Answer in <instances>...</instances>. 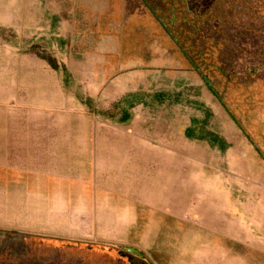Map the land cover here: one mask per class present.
<instances>
[{
    "label": "rangeland",
    "instance_id": "1",
    "mask_svg": "<svg viewBox=\"0 0 264 264\" xmlns=\"http://www.w3.org/2000/svg\"><path fill=\"white\" fill-rule=\"evenodd\" d=\"M212 2L208 15L218 23L208 38L188 43L227 109L256 143L261 157H250L245 165L260 171L264 0ZM54 15L63 19L60 31L70 40L79 33L95 40L87 28L100 15L102 24H121L129 41H145L146 49L150 41L159 42L162 60L177 52L142 0H0V161L20 168L0 174V210L9 219L0 231V264H119L108 259V249L117 258L126 247L142 246L141 220L162 208L152 203L174 193L184 197L185 191L155 188L158 175L127 173L135 167L121 165L103 149L108 122L90 113L74 89L92 90L99 82L106 88L108 79L96 76L101 69L95 59L70 57L78 77L66 80L45 58L57 59L40 38L47 33L44 20ZM28 166L32 173L24 172Z\"/></svg>",
    "mask_w": 264,
    "mask_h": 264
},
{
    "label": "crops",
    "instance_id": "2",
    "mask_svg": "<svg viewBox=\"0 0 264 264\" xmlns=\"http://www.w3.org/2000/svg\"><path fill=\"white\" fill-rule=\"evenodd\" d=\"M62 20L45 19L40 38L56 52L64 79L78 77L70 57L95 59L96 76L108 79L106 88L99 82L92 90L74 89L90 113L108 122L103 149L135 167L127 173L158 175L155 188L185 191L152 203L162 208L141 220L144 241L131 252L142 264H264V166L245 165L261 153L210 82L174 41L167 42L175 56L162 60L159 42L146 49L145 41H129L121 24H102L103 16L88 26L96 34L88 41L84 33L70 40L60 31ZM9 172L20 168L0 161V174ZM178 172L189 177L181 180ZM1 212L0 231L9 223Z\"/></svg>",
    "mask_w": 264,
    "mask_h": 264
},
{
    "label": "trees",
    "instance_id": "3",
    "mask_svg": "<svg viewBox=\"0 0 264 264\" xmlns=\"http://www.w3.org/2000/svg\"><path fill=\"white\" fill-rule=\"evenodd\" d=\"M147 8L150 9L156 20L160 23L165 32L170 36L171 40L175 42L179 50L186 57L188 62L210 82H212L206 75L203 62L196 59L190 48L192 43L188 41H199V39L208 38L207 32L218 23V20L213 16L208 15L213 11L210 10L212 1L207 0L209 7L205 8L203 0H142ZM201 3V5H198ZM48 58L52 66L61 70L57 59ZM68 77L66 78V80ZM70 79V78H69ZM217 95L223 101L221 95L214 88ZM224 103V101H223ZM225 105V103H224Z\"/></svg>",
    "mask_w": 264,
    "mask_h": 264
},
{
    "label": "flooded vegetation",
    "instance_id": "4",
    "mask_svg": "<svg viewBox=\"0 0 264 264\" xmlns=\"http://www.w3.org/2000/svg\"><path fill=\"white\" fill-rule=\"evenodd\" d=\"M30 244L32 245V242ZM113 255L114 251L112 249H108V259H110L113 263H115L114 259H116V262L119 261V264H142L133 252L126 249L124 251H119L117 253V258Z\"/></svg>",
    "mask_w": 264,
    "mask_h": 264
},
{
    "label": "water",
    "instance_id": "5",
    "mask_svg": "<svg viewBox=\"0 0 264 264\" xmlns=\"http://www.w3.org/2000/svg\"><path fill=\"white\" fill-rule=\"evenodd\" d=\"M126 249L130 250V251H133V252H136V249L132 248V247H127Z\"/></svg>",
    "mask_w": 264,
    "mask_h": 264
}]
</instances>
